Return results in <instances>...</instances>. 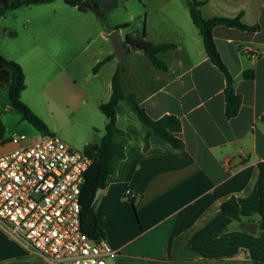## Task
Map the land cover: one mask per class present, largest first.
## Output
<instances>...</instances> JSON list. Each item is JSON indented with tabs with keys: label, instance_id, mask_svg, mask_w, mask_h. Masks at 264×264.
Masks as SVG:
<instances>
[{
	"label": "crops",
	"instance_id": "1",
	"mask_svg": "<svg viewBox=\"0 0 264 264\" xmlns=\"http://www.w3.org/2000/svg\"><path fill=\"white\" fill-rule=\"evenodd\" d=\"M86 1H95L106 19L118 3L123 6L129 0ZM175 1L139 0L133 12V20L144 22L145 41L176 45L159 55L167 70L157 71L143 52L130 49L120 84L124 93L136 96L150 118L178 117L184 148L175 151L151 137L144 151L146 128L125 100L117 103L116 127L122 133L113 140L123 147L125 158L116 164L96 200L105 239L119 252L112 264H264V233L241 231L219 208L233 197L242 223L257 224V164L264 162V0H198L204 1L200 7L204 19L241 16L245 25L258 26L253 33L223 26L212 32L232 78V92L241 97L231 119L224 113L227 82L206 56L197 29L187 19L188 10L181 14L176 6L168 11ZM151 5H161L159 23L150 22L147 13L143 18ZM114 27L103 30L105 39ZM131 28L132 24L125 29ZM123 29H119L123 40L140 33L132 28L123 35ZM19 64L26 84L22 99L28 76ZM245 71H252L254 78L244 79ZM110 95L111 81L99 104ZM102 136L84 148L98 144ZM127 189L134 197L124 196ZM0 264L45 263L0 228Z\"/></svg>",
	"mask_w": 264,
	"mask_h": 264
},
{
	"label": "rangeland",
	"instance_id": "2",
	"mask_svg": "<svg viewBox=\"0 0 264 264\" xmlns=\"http://www.w3.org/2000/svg\"><path fill=\"white\" fill-rule=\"evenodd\" d=\"M138 2L129 0L123 6L118 3L104 21L94 12L81 13L62 0L6 12L0 18V54L26 68L28 88L22 101L53 135L77 150L87 143H97L104 134L106 121L98 106L105 99L114 70L120 66L103 30L109 25L130 23L132 28L142 31L144 22L139 25L138 20H133ZM173 3L169 12L178 6L179 13L182 14V10L187 13L186 0ZM162 12L161 5H151L143 11V18L147 13L150 22L159 23ZM178 19L182 21L181 17ZM131 29L124 28L123 35ZM108 55L112 56V61L103 64L94 77L93 68ZM0 121L7 136L37 135L34 128L12 110L5 91L0 94ZM108 264H112V260Z\"/></svg>",
	"mask_w": 264,
	"mask_h": 264
},
{
	"label": "built area",
	"instance_id": "3",
	"mask_svg": "<svg viewBox=\"0 0 264 264\" xmlns=\"http://www.w3.org/2000/svg\"><path fill=\"white\" fill-rule=\"evenodd\" d=\"M92 161L53 134L0 138V228L45 264L115 260L119 252L105 238L94 243L80 228V194Z\"/></svg>",
	"mask_w": 264,
	"mask_h": 264
},
{
	"label": "trees",
	"instance_id": "4",
	"mask_svg": "<svg viewBox=\"0 0 264 264\" xmlns=\"http://www.w3.org/2000/svg\"><path fill=\"white\" fill-rule=\"evenodd\" d=\"M56 0H0V18L10 11H16L24 7L39 6L55 2ZM63 3L71 8H76L79 12H87L80 5L86 0H62ZM96 5L94 12L97 17L104 21L105 14L99 9L95 1H87ZM204 1L186 0L188 14L194 27L197 29L202 40L204 52L210 62L224 76L226 82L232 83L230 73L223 63L213 41V29L217 26L226 28H235L246 32H256L258 26H247L241 21V16L235 18L212 17L204 19L201 15L200 7ZM129 23H122L114 28H109L108 31L114 29H123L129 27ZM144 31H140L138 37L134 39L127 38L126 42L135 45L136 49L150 61L151 65L157 71H166L167 65L160 60L159 55L172 51L176 48L172 43H150L143 39ZM110 57L104 58L98 62L93 68L94 73L105 63L110 61ZM124 67L118 66L111 77V95L107 102L101 103L98 106L99 111L105 118L104 134L98 144H89L84 150L93 158L92 164L89 166L84 175V183L80 194V228L82 232L94 243L105 238L104 231L101 228L96 216V202H93V197L97 189L104 190L107 185V179L115 170L116 164L125 158L123 147L114 142L113 137L117 133H122L116 127V105L120 100H125L134 110L138 120L146 128L144 136L143 150L146 151L149 147L151 137L159 138L165 141L175 151H181L184 148V143L180 138L181 123L178 117L174 115H165L158 119L150 118L145 109L141 107L134 94H126L123 92L120 84ZM243 78L251 80L254 78L252 71H245ZM26 89L25 76L22 67L11 60L5 59L0 54V94L5 91L8 103L12 110L19 113L22 120L26 121L34 130L43 135L52 134L48 126L36 116L31 109L22 101L21 95ZM227 93V92H226ZM241 97L232 92L226 94L224 113L227 119L235 117L239 111ZM5 127L0 121V138L5 135ZM260 173V182L258 184L259 203L254 211L257 217L258 232L264 233V162L257 164ZM220 212L223 216L230 218L232 221L242 223L239 213L238 204L235 198L231 197L220 204ZM241 231L247 232L240 228ZM248 264V263H247Z\"/></svg>",
	"mask_w": 264,
	"mask_h": 264
},
{
	"label": "water",
	"instance_id": "5",
	"mask_svg": "<svg viewBox=\"0 0 264 264\" xmlns=\"http://www.w3.org/2000/svg\"><path fill=\"white\" fill-rule=\"evenodd\" d=\"M82 8H84L86 11L95 12L96 11V5L91 2L84 1L80 5ZM106 39L110 42L112 48H113V54L118 59L119 65L121 67H124L125 65V55L128 53L130 49H136L135 45L128 44L126 40H123L120 36L119 29H114L111 33H109L106 36ZM227 89L226 92L228 95L232 93V83L228 82L226 83ZM102 190L99 188L96 190L93 202H96L98 199L100 193ZM240 228L246 230L249 233H256L257 231V224L256 223H240Z\"/></svg>",
	"mask_w": 264,
	"mask_h": 264
}]
</instances>
